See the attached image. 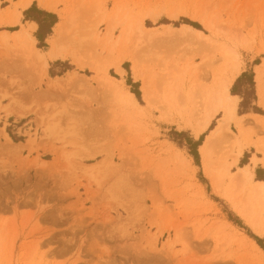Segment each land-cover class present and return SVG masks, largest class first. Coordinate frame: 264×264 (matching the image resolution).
Returning <instances> with one entry per match:
<instances>
[{"label":"rangeland","instance_id":"1","mask_svg":"<svg viewBox=\"0 0 264 264\" xmlns=\"http://www.w3.org/2000/svg\"><path fill=\"white\" fill-rule=\"evenodd\" d=\"M50 1L58 23L59 13L75 14L61 44L84 68L71 58L48 60L50 45L30 27L22 31L32 42L19 45L11 36L17 28L2 26L24 8L0 0V35L8 36L0 41V264H264V235L220 194L250 153L264 157V127L252 117L264 119L255 82L264 62V0ZM116 6L105 44L107 25L97 21ZM41 13L31 15L48 25ZM139 23L145 34H163L140 40ZM183 26L191 36L178 34ZM195 31L207 38L197 40ZM236 57L241 72L228 91L239 98L237 115H247L249 140L215 193L200 149L222 114L203 133L195 130L209 98L221 92L219 74L229 77ZM69 73L72 83H53ZM105 77L134 95L140 115L131 116ZM235 135L232 123L214 147V165L231 161ZM254 180L264 181V171L255 168Z\"/></svg>","mask_w":264,"mask_h":264},{"label":"bare ground","instance_id":"2","mask_svg":"<svg viewBox=\"0 0 264 264\" xmlns=\"http://www.w3.org/2000/svg\"><path fill=\"white\" fill-rule=\"evenodd\" d=\"M29 4V0H23L19 5L21 7H25ZM39 4L45 8H52V4H48L47 2H39ZM116 9L114 10V15L112 17H108L105 15V13H101L99 16V19L97 21L98 24L104 23L107 25L106 32H105V44H108L111 41V32L113 30V19L116 17L117 12L119 11V7L116 6ZM189 14V13H186ZM75 15V14H74ZM74 15L72 13L70 14H62L61 15V22L55 29V38L53 41V47L48 52V57L51 59L62 57L64 59L71 58L73 62H75L80 68H84L85 65L78 60V56L74 51H66L68 48L65 44H61L62 39L64 38V30H67L68 28H72L74 26ZM193 16L192 14H189ZM173 19H177L179 17V14L176 12H171L169 15ZM193 18H195L193 16ZM17 19H13L12 23H16ZM203 24L207 27L211 26V22L207 19H204ZM0 23H3L2 20H0ZM137 33L140 40H147L149 42L158 41L159 36L163 33L159 34L158 32H150L145 34L143 32L141 24H137ZM170 27H167L166 31L167 33H170L169 30ZM192 30L189 26H183L179 30L180 36H191L190 34ZM194 32V31H193ZM75 30L71 34V38H73L75 34ZM194 35L197 40H203L206 37V35H203L200 31H195ZM16 40H18L19 45H23L24 47L26 45V48L28 46L27 43L32 42L30 39V36L28 34H17L14 35ZM127 34L124 33V36H122V39H126ZM8 39V36L6 34L0 35V41L5 43L4 40ZM32 51L36 54L38 59H40L41 63L40 66H46L47 62L43 58V56L38 53L36 50ZM227 55V54H226ZM138 65V64H137ZM117 72L119 74L124 73V71L119 67V65L116 67ZM258 70H256V87H257V99L258 104L262 108H264V62L257 67ZM133 71L135 72L137 77H140L139 72L137 71V66L135 65L133 68ZM231 77L223 76V74L220 75V80H222L221 84V92L218 94H214L209 98V101L207 102V107L202 115V119L197 125L196 135H199L200 133H203L206 128L209 127V125L212 122V119L217 114H222V120L218 123V125L210 131L209 135L206 137V140L204 141L203 145L201 146V158L203 163V171L205 176L209 179L211 183L212 190L215 193H220L222 191V183L225 177L229 174L230 168L233 165H236L237 160L239 156L242 154L243 150V142H248V138L246 136V131L244 132V125L247 122V115L239 116L236 113L237 104L239 98L236 96H232L229 93V86L232 83L233 79L241 72V66L240 63L237 61L232 66L231 70ZM75 74H67L64 80H61L59 78L52 79L54 84H61V83H72V80L75 81ZM85 80V79H83ZM105 81L109 84L110 87H113L118 92V97H120V100L123 104L127 105V107L131 110V116L135 117L137 115H140L143 111V107L136 101L134 95L132 93L123 92L120 90L119 85L116 83L118 81L110 80L109 77H105ZM56 85V86H57ZM52 88V87H50ZM54 89V87L52 88ZM151 89L152 94V85L151 83L145 81L143 85V91L144 93V100L147 102L148 96H149V90ZM255 119V122H257L256 125H261L264 127V119L261 117H257L256 115L252 116ZM234 123L236 129L238 130L239 136L235 135V139L233 142L236 143V152L234 153L233 157H231V161L227 162L225 160L218 162L217 165H214V161L211 158V154L213 153L215 145L225 137L226 134L229 132V125ZM246 133V134H245ZM8 140V138H7ZM254 163L256 161L253 159ZM233 178L230 181V185L226 191H222L224 198L229 202L231 207L234 209V211L242 218L244 219L253 229L254 231L259 235H264V220L261 216L264 215V183L261 182H253V175L252 173L247 169L243 170H237L235 174L232 175ZM239 182V183H237ZM237 183V186L235 188V184ZM239 184V187H238ZM238 187V188H237ZM236 189L239 192H235ZM237 191V190H236ZM240 198H239V195ZM243 195V196H242ZM241 197L244 198V200H240ZM242 198V199H243ZM243 201V202H241ZM226 223V222H225ZM233 238V237H232ZM239 242V241H238ZM244 244L249 243L246 240H242ZM241 242V243H242ZM242 243V244H243ZM252 244L253 248L260 253L263 254L260 248H258L255 244Z\"/></svg>","mask_w":264,"mask_h":264},{"label":"crops","instance_id":"3","mask_svg":"<svg viewBox=\"0 0 264 264\" xmlns=\"http://www.w3.org/2000/svg\"><path fill=\"white\" fill-rule=\"evenodd\" d=\"M20 1L22 2L23 0H11V4L7 8H10L12 10L14 8V5H16L17 3H19ZM43 2H47L48 4H53V2L50 1V0H43ZM19 7H21V6L19 5ZM21 8H24V9H18V15L16 13H13L12 16H10L9 18H7L9 20L11 19L8 22L9 24H6V25L2 26V28H7V27H11L12 28V27H16L17 30L15 32H13V33H16L14 35H17V34H20V35L28 34L30 36V34L28 33V31L27 32L26 31H22V30H28V28L30 27L31 30H32L31 31V36L33 37L34 36V33H36L39 30V25L36 23V21H33L32 19H25L24 15H23V13L25 11H29V10H32L33 11L34 10L36 13L43 12V13H46V14H51V15L54 14V15L57 16V14L54 11L55 7L53 5H52V8H45V7L41 6V5L39 6L36 0H29V4L27 6L21 7ZM59 18H60L59 19V23H60L61 22V13H59ZM13 19H17V22L16 23H12V20ZM57 23H58V16H57V20L54 22V25L51 27V32L43 40L45 43H47L48 45H50V49L49 48L47 49L49 51L53 47L51 45V41H52V39L55 38V29L59 25V23L58 24ZM2 33H9V32L8 31H2ZM14 35H11V36H14ZM31 36H30V38H31ZM49 42H50V44H49ZM49 51H47L46 53L48 54ZM57 59L64 60V58H62V57H57V58H54V59H51L50 58L48 60H52V62H53V61H57ZM48 60H47V62H48ZM256 150L258 152H261V149H258L257 148ZM243 151H245V150H242V153H244ZM240 158H241V156H239L238 159H240ZM253 159L256 161V163H254ZM237 161H239V160H237ZM253 167H254V169H252ZM245 168H247L252 173V175H253V182H257V183L258 182H261V183H264V181H255L254 180L255 179V168H259V169H261V170L264 171V157L262 155L258 154V156H257L254 153H250V157L248 159V164L245 165L244 167H242L241 170H243Z\"/></svg>","mask_w":264,"mask_h":264},{"label":"trees","instance_id":"4","mask_svg":"<svg viewBox=\"0 0 264 264\" xmlns=\"http://www.w3.org/2000/svg\"><path fill=\"white\" fill-rule=\"evenodd\" d=\"M32 12H33L32 10H29L28 12L25 13V16H26L28 19H32V20L36 21V23L39 25V30H38V32H37V34H36V37H37L38 40H44L45 36L49 34V32H50V28L53 26V24H54V22H55V20H56V19H55V16H53V15H49V14H45V13H41V15H44V16H46V17H49V18L52 20L48 25H44V26H43V22H42V20H41L39 17L32 16V15H31ZM44 27H45L46 30H45V33H44L43 37H41V36H40V31H42ZM232 94H236V93H233V92H232ZM191 155L193 156V158H194L195 160H196L197 157H198L197 153H191Z\"/></svg>","mask_w":264,"mask_h":264}]
</instances>
